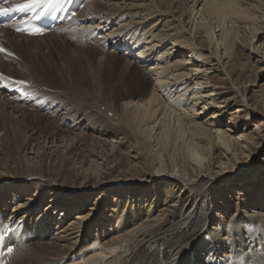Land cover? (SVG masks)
Returning <instances> with one entry per match:
<instances>
[{
    "label": "bare ground",
    "instance_id": "obj_1",
    "mask_svg": "<svg viewBox=\"0 0 264 264\" xmlns=\"http://www.w3.org/2000/svg\"><path fill=\"white\" fill-rule=\"evenodd\" d=\"M263 35L264 0H82L71 20L41 36L0 27V47L14 54L0 52V84L8 85L0 87V231L9 229L13 249L6 264H70L77 250L109 255L93 264H241L221 258L264 254V181L257 193L251 171L224 176L232 160L264 146V134L256 127L237 135L218 119L214 101L226 109L229 99L206 67L232 79L241 101L235 113L264 116ZM244 43L258 71L247 82L233 77L244 69ZM60 44L91 47L109 63L119 57L120 68L107 81L79 56L53 52L64 58L58 66L49 52ZM133 70L135 88L127 89ZM247 86L260 93L250 106ZM138 166L149 177L137 178ZM133 185L156 197L165 186L184 193L146 204L127 196ZM92 195L97 202L86 207ZM68 214L69 229L51 221ZM219 225L227 232L213 235ZM94 227L104 231L91 238Z\"/></svg>",
    "mask_w": 264,
    "mask_h": 264
},
{
    "label": "rangeland",
    "instance_id": "obj_2",
    "mask_svg": "<svg viewBox=\"0 0 264 264\" xmlns=\"http://www.w3.org/2000/svg\"><path fill=\"white\" fill-rule=\"evenodd\" d=\"M259 43H261V45L263 47V49L259 50V53H260V55H264V35L259 40ZM62 45L63 44L57 45L55 47L57 49L56 51L53 50L52 52L51 51L49 52L50 55L52 56L51 58H52V60H54L53 62L55 64L58 63V61H56V60L60 61L59 55H57V54H61L65 58L67 57L68 60H71V58L74 59V55L75 56H79L86 68H89L90 71L92 70L93 73H98V75H100L101 79L107 80V81L111 80L112 76L115 75L114 72H116L118 70V68H120V67H118L121 64L119 57L110 56V60H111L112 63H109V61H108L109 58L107 56H106L107 58H105V56L101 55V54H94V53L92 54L91 47H88V46L86 48L83 47L84 50L82 49L81 50L82 52H81L80 49L72 50L70 46L68 47V45L67 46L63 45V47H62ZM165 49H167V47ZM74 51H76V52H74ZM53 52H56L57 54L55 55V53H53ZM59 52H63L65 55H63L62 53H59ZM107 52H108V50H107ZM72 53H74V54H72ZM237 53H239L240 56H241L239 61H240L241 64L244 65V67H243L244 68L243 69L244 72L241 69L239 70V68H238V70H237L238 72L236 71V73H234V75H233L234 79H238V81L243 80L245 82H247L249 79H254V72H258V71L257 70H253L252 65H250L251 62L253 61V59H252L253 56H254L253 50L251 51L250 48L247 47L246 43H244V44H241V46L238 48ZM81 54H82V56H81ZM99 55H100V58H99ZM55 57L56 58L58 57V58L56 59ZM101 58H103V60ZM196 58H197V60L201 59V58H198V57H196ZM260 58L264 59V56H260ZM63 59H61V61L58 63V66L63 64V61H62ZM101 61L102 62L104 61V62H103V65L100 66ZM97 63H98V65H97ZM205 63L206 64H210L208 62H205ZM206 67L208 68L207 70H211L210 73H207V71H205L209 75V80L211 81V84L214 85L218 90H220L222 92L223 98L229 99V102H228L229 107L226 108V109H224V108L222 109L220 107L221 100H216L217 102L214 101V105H212V106L215 107V108H213V109L221 111V113L218 115V119H220L221 116L223 115L224 117L222 118V120L224 121V123L228 124L229 128L231 127L233 129H235V131H237V135H239V132H241L244 129H246L245 132H249L250 130L255 129L256 127L259 128V131H261L264 134V116L262 114H259V113H257V114H246V111H244L242 113H238V114L235 113L236 111H235L234 108L240 106L241 105V101H240L239 94L236 92L235 87L232 85V79H229L228 76L226 75V73L222 70V68L220 66L218 67V65L211 64V65H206ZM260 67H263V68H262V71H260L258 73L262 77V79H261V81L259 83L264 85V61L259 64L258 68L260 69ZM120 73H122V72H119V74ZM135 73H136L135 70H133V71H131L129 73V79H127L126 83H125L127 89L128 88L129 89H134L135 88V86H133V82H132V80H133L132 74L135 75ZM147 80H152V79L147 78ZM243 85H248V84L245 83ZM215 87H213V88H215ZM253 90L254 91H250V86H247V91H246L247 96L252 98V100H250V102H249V106L251 104H256L258 99H259L257 97L260 94L259 93V88L258 87H253ZM207 118H209V117H207ZM205 121L206 120L203 119V122H205ZM137 165L138 164H136V166ZM146 170L147 169L145 167L143 168V166H138L137 172H136L137 173V178L139 177V179H142V178L149 177V175H148ZM227 170H229V171L225 170L224 174H226V175H224V176H230L231 177L230 179H227L228 182H230L232 180H235L238 176H243L247 172L251 171L250 174H253V177L250 178L249 181H254L256 183V185H254V187L252 188L253 189L252 191H255V192L258 193V191H256L258 189L257 186L262 181H264V146H260V145L259 146L258 145L252 146V149L250 151H245L244 154L239 156L238 160H235V159L232 160L229 163V167L227 168ZM214 171H217V170H214ZM105 176H107V175L105 174ZM160 176H163V175H160ZM142 186H144V185H142ZM142 186L133 185L134 189L131 190L130 193L127 196H129V198H133V201H135V202H139V201L141 202L142 201L141 199L143 197L145 200L147 199L146 204L147 203H151V202H154V203L155 202H160L161 204H163V203H167L168 200L171 201L173 197L178 196V195L180 196L181 194L184 193V192L181 191V188L179 186H176V187L172 186L170 189H169V187L165 186V188L163 187V190L161 191L159 197H156V196H152L149 193V190L142 188ZM221 187H223V186H221ZM238 190H241V188H237L236 191H238ZM259 191H261V188H259ZM186 193L187 192H185V194ZM233 193L236 194L237 192H233ZM96 200H97V198H94V196L92 195V197L88 199V204H87L86 207L90 206V203H94ZM184 202H185V198H184ZM96 205H98L99 208H101L103 210L107 209V205L106 204H103V203L98 204V203H96ZM43 208H45V206H43ZM231 210L233 211V215H234L235 214L234 207L231 208ZM113 212L119 213V214L122 213L120 206H117L116 209ZM38 213H39V210H36L34 212V214H33L34 218H39V214ZM72 216L73 215L68 214L67 217H65V218L63 217L62 219L57 221L58 218H59V215H57L55 217V219L53 217L51 219V221H52V223H55L56 225H59L61 228H64V229L68 228L69 229L70 228L69 224L71 222L69 220L73 218ZM6 220H7V218H5V221ZM230 227H231V225H230ZM211 228H213V227H211V225H210V229ZM227 228H228L227 225H226V227L224 225H219V228H217L218 231H213L212 233H213V235L215 234L216 236L217 235L218 236H222L223 233L227 232ZM125 229H126V227H125ZM54 230H55V228H52L50 230V235H52V233H54ZM103 231L104 230H102V229H96L94 227L92 229V231H91V234L90 235L87 234V235L92 238V236H96V235L102 233ZM84 235H86V233ZM84 235H83V237H84ZM88 236H87V238H89ZM108 236L109 235H106V238H105L104 241L108 240V238L111 239L110 238L111 236H109V237ZM217 239L220 240L219 237ZM246 251H243L242 252L243 254L241 253L242 254L241 257L243 258V262L244 263L251 264V261H252L251 259H252L253 256H255L253 258H255V260L258 261L257 262L258 264H264V254H259L257 252H254V254H253L252 251H249V250H246ZM223 252H225V251H223ZM79 253L80 252H78V250H77L76 254H77L78 258L76 259V261L75 260H73V261L71 260V261H68V262H71L70 264H77V262H79L78 264H90V263L93 264V263H95V262H92V260L94 258L98 259L99 261H107V260H109V255H106L105 253L100 252L98 250L97 251H93V252L91 250V251H84V252H82L80 254ZM223 256H227V254L223 255ZM90 257L92 259H90ZM229 258L230 257H227V259H226V257H225V259H224V257H222L221 259L222 260H229V262H233L234 261V258L233 259H229ZM246 259H247V262H245ZM201 264H204V262H202ZM205 264H208V263L205 262Z\"/></svg>",
    "mask_w": 264,
    "mask_h": 264
},
{
    "label": "snow or ice",
    "instance_id": "obj_3",
    "mask_svg": "<svg viewBox=\"0 0 264 264\" xmlns=\"http://www.w3.org/2000/svg\"><path fill=\"white\" fill-rule=\"evenodd\" d=\"M8 0H4L3 3H0V16L7 17L11 13H35L37 9H40L37 15H33L31 19L39 20L41 17L45 15L51 17L52 19H56L53 13L62 10V6L65 3V0H21V2L12 3L10 6H4V3H7ZM60 19H64V17H59ZM69 20L72 19L70 15L67 17ZM17 31H27L29 35H41L43 34V29L40 27H32L29 29L17 28ZM0 52L5 53L7 56L14 55L12 52L7 51V49L0 47ZM3 79H7L6 77ZM16 83L23 85L26 82L23 80L16 81ZM0 87L5 89L8 88L7 84H0ZM20 95L23 98L31 99V94L24 89H18ZM9 252L12 251L11 248L8 249Z\"/></svg>",
    "mask_w": 264,
    "mask_h": 264
}]
</instances>
